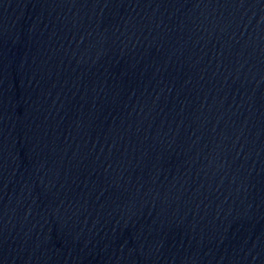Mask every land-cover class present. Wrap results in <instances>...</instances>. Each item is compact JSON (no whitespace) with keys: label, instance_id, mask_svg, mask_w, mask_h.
Here are the masks:
<instances>
[{"label":"water","instance_id":"obj_1","mask_svg":"<svg viewBox=\"0 0 264 264\" xmlns=\"http://www.w3.org/2000/svg\"><path fill=\"white\" fill-rule=\"evenodd\" d=\"M0 264H264V0H0Z\"/></svg>","mask_w":264,"mask_h":264}]
</instances>
